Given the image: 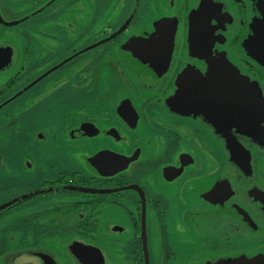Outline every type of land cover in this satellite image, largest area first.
Returning <instances> with one entry per match:
<instances>
[{
    "label": "flooded vegetation",
    "instance_id": "flooded-vegetation-1",
    "mask_svg": "<svg viewBox=\"0 0 264 264\" xmlns=\"http://www.w3.org/2000/svg\"><path fill=\"white\" fill-rule=\"evenodd\" d=\"M262 108L264 0H0V264H264Z\"/></svg>",
    "mask_w": 264,
    "mask_h": 264
},
{
    "label": "water",
    "instance_id": "water-1",
    "mask_svg": "<svg viewBox=\"0 0 264 264\" xmlns=\"http://www.w3.org/2000/svg\"><path fill=\"white\" fill-rule=\"evenodd\" d=\"M118 34H120V33H118ZM117 34V35H118ZM154 43H156V44H154V46H157L158 44H160V49L161 50H163V48L162 47H164V46H166V42H160V41H157V42H154ZM158 43V44H157ZM149 43H143V42H138L137 44H136V47H135V49H134V54H135V56H137L141 51H143V50H146L148 47H149V45H148ZM166 66V65H165ZM217 71H214L213 70V73L211 74V77L208 79V80H205V82H203V84H204V87L203 88H205V89H207V91L206 92H208V91H210V94L209 95H207V96H205V99L206 100H210L209 98L211 97V98H213V100H214V98H215V100H214V106L216 105V101H218L220 104H221V107H230V106H238V105H240V106H242V108H247L248 107V105H243V103L242 102H239V104H235V102H232V101H228L229 100V98H231L232 96H231V94L229 95V93H231L232 92V90H233V88L232 87H229V89H227V88H223L224 86H222L221 85V83L223 82V80H220L219 78H217ZM210 82H213L214 84H215V86H214V88L213 89H210L208 86L210 85ZM239 82H240V88H241V90H242V95L240 94V98L239 99H248V93H249V91H248V89H247V87H246V81L245 80H239ZM234 83L235 84H237L236 83V81L234 80ZM238 85V84H237ZM206 87H208V88H206ZM239 87V86H238ZM212 90V91H211ZM239 90V89H238ZM211 93H216L217 94V97L219 98V99H222V101L221 100H216L217 98L215 97V96H211ZM215 108V107H214ZM216 110V109H215ZM257 114H259L258 112H256ZM214 114H216V112L214 113ZM261 117H262V119L264 120V108H262V112H261ZM261 119V120H262ZM87 165H88V162H87ZM88 168H91L89 165L87 166ZM90 170V169H89ZM91 170H93V172H97L95 169H91ZM36 194V193H35ZM11 204H13V202L11 203ZM7 206V205H6ZM6 206H4V207H1L0 208V210L1 209H4ZM85 255H87V251L86 250H81ZM86 259H88L89 260V256L87 255V257H85ZM75 262L77 263V264H85L84 263V259H80V261H77L76 260V257H75Z\"/></svg>",
    "mask_w": 264,
    "mask_h": 264
},
{
    "label": "rangeland",
    "instance_id": "rangeland-1",
    "mask_svg": "<svg viewBox=\"0 0 264 264\" xmlns=\"http://www.w3.org/2000/svg\"><path fill=\"white\" fill-rule=\"evenodd\" d=\"M101 7H103V6H101ZM8 125H10V124H8ZM37 171H38L37 172L38 177H36V178H40L41 179L43 177V173H45V171H43V172L41 170H37ZM20 178L21 179L18 178V181L16 179H7V178H5V180L2 183H0V205L2 203H4L5 201L13 200V199L17 198L18 196H22V195H25V194L29 193L30 188L27 186V181H24V179L22 177H20ZM42 198H43V196H38L37 199H35V201L36 200L39 201ZM29 204H30V202H29ZM34 205H35V203H34ZM17 224L18 223H13L12 222L7 227L6 232L5 231H1L0 232V240H1V238L6 237L9 234H11L12 232L16 231ZM7 241L8 242H12L9 239H7ZM127 264H129V261H128Z\"/></svg>",
    "mask_w": 264,
    "mask_h": 264
}]
</instances>
